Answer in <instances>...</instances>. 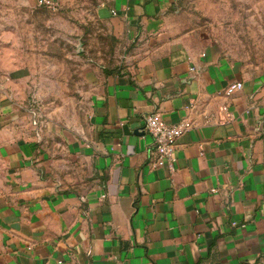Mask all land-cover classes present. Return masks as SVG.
Returning a JSON list of instances; mask_svg holds the SVG:
<instances>
[{
    "label": "crops",
    "instance_id": "crops-1",
    "mask_svg": "<svg viewBox=\"0 0 264 264\" xmlns=\"http://www.w3.org/2000/svg\"><path fill=\"white\" fill-rule=\"evenodd\" d=\"M175 1L99 6L133 49L116 71L86 72L88 131L64 144L42 143L25 75L0 74V264H264V80L169 39ZM153 112L193 124L172 173L152 166ZM77 164L96 173L82 193L58 182Z\"/></svg>",
    "mask_w": 264,
    "mask_h": 264
},
{
    "label": "rangeland",
    "instance_id": "rangeland-1",
    "mask_svg": "<svg viewBox=\"0 0 264 264\" xmlns=\"http://www.w3.org/2000/svg\"><path fill=\"white\" fill-rule=\"evenodd\" d=\"M49 1L53 8L39 0H0V74L25 75V107L39 118L45 145L54 142L52 134L64 144L65 134L87 133L92 91L86 72L116 71L133 49L120 26L98 20L105 0ZM166 30L186 48L213 51L247 78L264 80V0H176ZM72 170L58 182L73 192L96 183L90 165Z\"/></svg>",
    "mask_w": 264,
    "mask_h": 264
},
{
    "label": "built area",
    "instance_id": "built-area-1",
    "mask_svg": "<svg viewBox=\"0 0 264 264\" xmlns=\"http://www.w3.org/2000/svg\"><path fill=\"white\" fill-rule=\"evenodd\" d=\"M40 5H47L53 8L49 0H39ZM116 16V12H111ZM242 84L235 83L228 86L225 95L230 96L241 90ZM219 123L227 124L230 118L227 106L223 107ZM144 131L150 135L153 140L151 155L154 157L152 166L165 167L169 172L174 171V152L179 138L193 128L192 122L188 118H183L175 124H167L158 112L147 114L143 117Z\"/></svg>",
    "mask_w": 264,
    "mask_h": 264
}]
</instances>
